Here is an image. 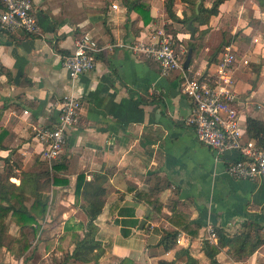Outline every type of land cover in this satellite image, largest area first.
Here are the masks:
<instances>
[{"label": "crops", "instance_id": "crops-1", "mask_svg": "<svg viewBox=\"0 0 264 264\" xmlns=\"http://www.w3.org/2000/svg\"><path fill=\"white\" fill-rule=\"evenodd\" d=\"M31 1L37 35L0 30V133L6 132L0 139V172L8 160L13 168L9 182L18 186L22 172L35 170L34 162L49 171L56 162L64 167L54 172L55 185L41 196L47 212L32 258L10 254L19 234L5 220L0 264L38 263L36 253L39 264H121L123 259L124 264H186L187 255L197 264H210L207 246H217V237L210 239L209 228L233 237L249 220L263 227L264 239V183L229 177L225 169L238 154L217 156L197 141L185 124L192 105L181 91L180 73L162 76L157 62L128 48L143 36H158L166 25L182 28L167 19L165 0H143L151 17L146 25L121 0ZM252 1L251 7L245 0L220 5L188 69L203 72L216 48L230 46L244 125L248 117L264 124V12ZM174 10L182 18L189 9L175 0ZM83 35L100 48L96 67L75 82L79 121L68 132L61 159L48 164L34 129L56 125L60 100L70 90L63 58ZM177 36L185 37L181 30ZM94 174L107 177L105 203L94 222L103 251L96 262H67L87 222L86 201L75 199L76 178L84 175L89 182ZM156 183L161 188L150 199L136 196L149 194ZM121 229L129 235L124 237ZM171 231L176 233L174 247L166 250L159 241ZM218 249V264H264V244L244 261L231 257L228 247Z\"/></svg>", "mask_w": 264, "mask_h": 264}, {"label": "built area", "instance_id": "built-area-1", "mask_svg": "<svg viewBox=\"0 0 264 264\" xmlns=\"http://www.w3.org/2000/svg\"><path fill=\"white\" fill-rule=\"evenodd\" d=\"M0 30L14 35H37L39 26L32 1L0 0ZM128 48L157 62L162 76L180 73L181 91L192 105L185 124L194 130L197 141L217 156L226 152L238 154V158L225 169L229 177L264 183V147L243 140L246 126L238 111L234 90L235 55L230 46L224 47L218 59L200 73L183 70L171 36L164 31L158 32L156 37L143 36ZM99 52L100 48L93 39L83 35L76 41L73 52L63 58L70 90L60 100L58 121L53 128L34 129L35 140L43 146L40 155L48 164L59 158L68 132L78 124L80 100L75 93V82L95 69ZM209 237L211 240L216 237L212 228H209Z\"/></svg>", "mask_w": 264, "mask_h": 264}, {"label": "trees", "instance_id": "trees-1", "mask_svg": "<svg viewBox=\"0 0 264 264\" xmlns=\"http://www.w3.org/2000/svg\"><path fill=\"white\" fill-rule=\"evenodd\" d=\"M175 0L164 1V11L167 19L173 23L181 24L182 27H187V24L191 22L197 24L193 26L197 33L196 45L188 38H178L180 33L179 29H174L172 25L164 26L166 34L171 36L173 42V49L178 57L179 61L183 63L186 58L187 50L192 49V53L197 52V46L207 33V25L210 18L217 16L219 13V7L225 0H213L210 5H206V0H180L184 3L188 9L191 10V14H183L182 18L177 17L174 10ZM259 9L264 12V0H255ZM122 4L126 7L127 11H134L139 15L143 24H148L151 21L149 14V8L143 0H121ZM199 5L196 10V5ZM203 27V28H202ZM205 27V28H204ZM187 29V28H186ZM227 43V41H224ZM188 44V45H187ZM216 48L212 54L210 64L215 62L220 54ZM97 59V55H96ZM192 63V57L189 63V67ZM189 69V68H188ZM245 130L243 133L244 142L254 141L255 145L259 148L264 147V124L262 121L248 117L245 121ZM6 135L4 130L0 133V139H3ZM238 158V157H237ZM236 158V159H237ZM61 159V156L58 160ZM7 160V159H6ZM5 161V166L0 172V245L2 242V236L7 231V227L4 224L5 220H9L18 228L19 236L13 241L12 246L9 248L10 254L19 259L25 257L31 259L34 252L33 242L35 241L41 227V222L45 219L47 212V203L42 199V195L48 192L52 185H55L56 176L55 171L64 167L61 162H56L51 171L47 167L38 165L37 162L33 163L34 171L22 172L20 177V184L15 186L9 182V178L12 175V166H8ZM107 183L106 175L94 174L92 180L87 182L84 175H78L75 184V199L78 197L83 198L86 201V205L83 207L87 222L84 226V236L81 240L75 243L74 250L65 260L67 262H96L101 255L103 249L100 242L96 239L97 227L95 225L96 218L100 215L104 203ZM155 187H151L150 193H137L136 196L139 199H150L155 190H160L161 185L156 183ZM33 199L32 204L27 208L24 203ZM150 204H157L156 201H149ZM158 204L156 205V207ZM134 226H137L136 222ZM139 226V224H138ZM244 231L233 237L227 236L222 230L215 228L217 237V246H207V256L210 260V264H218L215 260V255L222 247H228V252L237 261H244L251 256L256 250H258L263 244L264 239L261 238L260 232L263 227L249 220L243 224ZM145 228V225H143ZM142 228V229H143ZM189 233L194 234V231ZM121 234L124 237L129 235V231L121 229ZM176 233L166 232L159 241L160 245L166 250L174 247ZM127 259H123L121 264H124ZM186 264H197L195 260L187 255ZM158 264H172L159 261Z\"/></svg>", "mask_w": 264, "mask_h": 264}, {"label": "water", "instance_id": "water-1", "mask_svg": "<svg viewBox=\"0 0 264 264\" xmlns=\"http://www.w3.org/2000/svg\"><path fill=\"white\" fill-rule=\"evenodd\" d=\"M198 5H199V2L196 5V10H197ZM186 28H187V30L189 32L190 41H194L196 32H195V28L192 26L191 22H189L187 24ZM191 57H192V49L189 48L187 50L186 58H185V60L182 63L183 70H187L189 68V63H190ZM142 224H144V221H142Z\"/></svg>", "mask_w": 264, "mask_h": 264}, {"label": "rangeland", "instance_id": "rangeland-1", "mask_svg": "<svg viewBox=\"0 0 264 264\" xmlns=\"http://www.w3.org/2000/svg\"><path fill=\"white\" fill-rule=\"evenodd\" d=\"M213 0H206L205 1V4L206 5H210V3L212 2ZM238 1V0H237ZM245 5L247 6V7H251V5L253 4V1L252 0H245ZM191 14V10L189 9L188 10V15H190ZM193 26H197V24L195 23H193ZM180 30L182 31V35H184L185 37L184 38H189V32H188V30L185 28V27H182V28H180ZM197 36V33H196V35H195V37ZM220 41V37L219 38H217V42H219ZM192 42H194V45H196V39L194 40V41H192ZM188 45V44H187ZM214 48H216V46L215 47H213V50H214ZM218 51H220V48L218 49ZM192 57H193V53H192ZM39 252V251H38ZM40 253V252H39ZM37 255L36 256H38V263H36L37 262V259H36V262H33V264H39L40 262H41V256L38 254V253H36Z\"/></svg>", "mask_w": 264, "mask_h": 264}]
</instances>
